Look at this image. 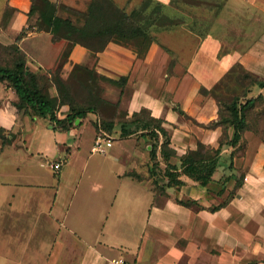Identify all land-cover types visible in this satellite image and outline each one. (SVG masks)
<instances>
[{
    "label": "crops",
    "instance_id": "obj_1",
    "mask_svg": "<svg viewBox=\"0 0 264 264\" xmlns=\"http://www.w3.org/2000/svg\"><path fill=\"white\" fill-rule=\"evenodd\" d=\"M32 3L0 0V44L19 46L26 72L39 83V74H48L50 95L57 97L51 67L58 50L50 32L26 30L37 16L29 15ZM58 16L75 19L61 8ZM200 38L176 27L159 34V43L144 58L108 43L96 59L98 74L126 78L127 119L146 109L163 121L175 165L199 143L219 148L224 136L222 127H209L219 121L220 108L202 88H214L235 64L264 81V32L245 53L222 57L214 42ZM89 56L76 45L60 77L66 79ZM19 102L10 83L0 82V129L6 131L5 140L0 138V260H5L0 264H264V141L253 129L243 133L244 181L225 207L212 211L236 187L239 172L233 168L241 167L232 154L237 147H223L208 185L182 175L183 185L166 188L160 203L150 178L148 136L121 137L120 130L108 136L92 123L94 113L68 130L56 128L48 116L19 108ZM234 132L228 129L229 139ZM98 136L112 141L107 154L92 152ZM51 162H62V169L56 173ZM224 177L232 178L223 182ZM4 249L10 254L2 255Z\"/></svg>",
    "mask_w": 264,
    "mask_h": 264
},
{
    "label": "trees",
    "instance_id": "obj_2",
    "mask_svg": "<svg viewBox=\"0 0 264 264\" xmlns=\"http://www.w3.org/2000/svg\"><path fill=\"white\" fill-rule=\"evenodd\" d=\"M97 1L92 0L86 11H78L66 5L60 6V4L50 0H33L29 15L30 17L35 14L38 16L34 27L39 31L50 32L54 41L64 40L68 44L67 50L61 57L63 63L66 62L68 54L76 45L86 48L97 59V54L103 51L108 43L123 46L133 51L139 58H144L152 44L159 43V34L176 27H184L190 32L206 38L227 3V0H170L168 4H165L158 0H143L140 7L128 11L126 8L118 6L114 0H103L105 6L100 10V13L102 14V10L107 14L109 13L110 23L95 28V23L101 17L100 14L95 13L98 11L97 6H103V3L97 5ZM60 8L74 15L75 19L59 17ZM189 8L213 11L212 20L190 21L188 17L190 10L187 11ZM164 49L169 52L167 48L164 47ZM80 67L76 66L73 72ZM248 77L250 78L249 86L264 89L263 80L256 76ZM4 81L9 82L17 93L20 99L17 104L19 108H31L41 116H48L56 128L62 127V129L68 130L74 126L77 119L85 118L87 114L95 112V108L92 106L75 107L71 102L66 101V82L60 76L54 80L58 90L57 97H52L44 91L37 76L31 72H26V57L24 55L15 61L13 67L0 65V82ZM120 81L126 84L125 77H121ZM219 88L220 83L209 90L201 89V93L213 97L220 108L219 121L209 125V127H222L224 130V136L217 149L199 143L197 150L188 151L185 155L177 157L180 162L179 165L172 164L169 161L170 158L177 155L170 149L169 133L163 127L162 120L151 117L157 123L155 128L152 126L150 132L155 140L151 150L152 160L157 159V151L160 148L163 161L166 163L164 170L166 183L163 189L182 186L183 181L180 179L182 175L199 182L201 186L208 185L217 169L223 147L225 145L237 147L232 154L234 156L237 151L246 146L243 133L249 129L247 112L254 107L259 97L241 101L240 96H233L230 101H224ZM65 104L70 106V112L62 120L58 118L57 109ZM144 110L146 109L135 113L133 118H137ZM127 124H133L134 129H127ZM150 124L143 120L134 119L131 123L123 124V135H129L142 129L146 131L151 127ZM109 127L111 128V126ZM229 128H233L235 131L232 139L228 137ZM5 133L4 129H0V138L3 140L6 137ZM231 178L224 177L222 181L228 182ZM241 185L242 182H237L229 200L236 195V189ZM229 200L211 208V210L216 211L225 207Z\"/></svg>",
    "mask_w": 264,
    "mask_h": 264
},
{
    "label": "rangeland",
    "instance_id": "obj_3",
    "mask_svg": "<svg viewBox=\"0 0 264 264\" xmlns=\"http://www.w3.org/2000/svg\"><path fill=\"white\" fill-rule=\"evenodd\" d=\"M91 1L92 0H56V3L60 4V6L66 5L72 7L78 11H86ZM114 1L118 6L126 8L128 11L140 7L143 2V0H132L131 2L129 0ZM158 1L168 4L170 0ZM251 2H255V5H251ZM98 3H103V6H97L98 11L95 13L97 15L100 14L101 17L100 20L95 23V28L110 23L109 13L107 14L104 10H102V14L100 13V10L105 6V2H103V0H98L96 4L99 5ZM188 10H190L188 17L192 22L195 20H212L213 11L209 12L206 9L198 8H189L187 11ZM9 13V10L6 11L5 18L9 15ZM36 23L37 16H34L30 20V24L26 30L33 29ZM182 28L188 30L184 27ZM188 32L190 31L188 30ZM263 32L264 0H227L223 11L216 19L214 26L211 28L210 34L206 38H201L202 40L208 39V43L214 42L213 49L218 50V54L222 57L226 55H238L245 53L249 47H251L255 41L261 37ZM207 42L205 44H208ZM53 43L55 48L58 50V58L55 60L54 66L51 67L52 81L62 75L60 72V66L63 63L61 55L68 48V44L64 40H53ZM22 55H24V53L21 51L19 46H4L0 44V65L13 67L15 61ZM96 64L97 61L95 57L90 54L87 63L80 65L81 67L79 69L70 73V75L64 79L66 82V101L71 102L75 107H94V120L96 121H92V123L95 122L98 130L102 129L108 136H112L113 134L111 133L113 131L120 130V136L123 137L124 135L121 131V127L123 128V124L131 123L134 119L143 120L149 124L151 123V127L146 131L142 129L136 132L139 136H148L150 142L154 143L155 140L151 136L150 132L152 131V126L155 128V124L157 123L152 120L148 110L142 111L137 118L131 117V119H127V102L131 95V89L128 88L126 84L122 83L120 78L110 79L106 76L98 74L95 69ZM39 76L40 86L44 89V91L50 94V87L52 86V83H50L48 74H39ZM248 76H252L251 78L255 77L244 71L241 65L235 64L218 80L216 85L220 83V95L224 101H230L233 96H240L241 101L259 97L254 107L247 112V120L249 128L253 129L255 133H257L258 137L264 141V89L257 86H249L250 78ZM67 112H70V106L66 104L57 109V115L59 113L64 114ZM109 126L112 127L111 130ZM99 133L103 134L104 132ZM245 147L237 151L234 155L237 159L238 166L241 167L233 168L239 172L237 182L244 181L245 169L242 168V165L245 163ZM152 163L153 166L150 178H154V189L160 196V203H163L165 199V189H163V186L166 183L164 173L165 163L162 157L160 160H158L157 157V159L152 160ZM225 168L226 167H223V169ZM230 197L232 196H229V198ZM223 201L225 202L226 200L223 199ZM223 201L219 200V203H223ZM9 251H11V249H4V252L1 253L2 255L10 254ZM16 254L17 252L14 251L13 255ZM4 261L5 260H0V262ZM222 263L228 264L227 260H224Z\"/></svg>",
    "mask_w": 264,
    "mask_h": 264
},
{
    "label": "built area",
    "instance_id": "obj_4",
    "mask_svg": "<svg viewBox=\"0 0 264 264\" xmlns=\"http://www.w3.org/2000/svg\"><path fill=\"white\" fill-rule=\"evenodd\" d=\"M113 145L112 141L106 136H98L92 147L93 153L107 154L108 148H111ZM62 162H51L49 164L50 169L58 173L62 169ZM118 264H129L125 260H120Z\"/></svg>",
    "mask_w": 264,
    "mask_h": 264
}]
</instances>
